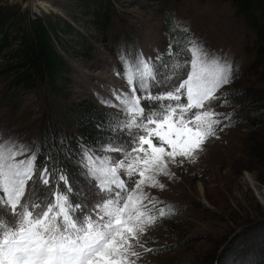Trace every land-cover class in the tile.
<instances>
[{
  "label": "rangeland",
  "instance_id": "1",
  "mask_svg": "<svg viewBox=\"0 0 264 264\" xmlns=\"http://www.w3.org/2000/svg\"><path fill=\"white\" fill-rule=\"evenodd\" d=\"M144 1L111 0L114 32L110 27L104 33L90 13L104 11L106 0H0V12L15 27L27 29L31 19L48 15L60 21L59 34L65 36L64 23L80 34L70 37L76 50H59L70 69L60 89L64 95L40 83L33 89L21 86L18 72L7 69L17 60H0V134L32 151L65 142L80 167L81 145L98 153L104 145H87L76 122L88 110L118 111L101 100L116 103L112 91L128 90L116 75L120 52H143L147 58L167 48L163 15L148 12L139 3ZM165 8L207 49L232 63L234 78L212 101L222 114L218 138L207 141L195 163L170 165L175 177H160L164 190L147 189L164 202L158 207L171 205L175 212L141 237L145 248L155 251L142 250L137 264H264V39L230 3L180 0ZM42 160L39 156L37 164Z\"/></svg>",
  "mask_w": 264,
  "mask_h": 264
},
{
  "label": "snow or ice",
  "instance_id": "2",
  "mask_svg": "<svg viewBox=\"0 0 264 264\" xmlns=\"http://www.w3.org/2000/svg\"><path fill=\"white\" fill-rule=\"evenodd\" d=\"M119 60L128 90L112 91L116 103L101 100L118 109L113 135L98 153L81 145L82 181L70 183L56 146L32 151L0 134V264H137L142 250L155 251L141 237L175 210L158 207L164 202L147 189L164 190L160 177H175L170 165L195 163L218 138L222 114L212 101L233 66L175 17L164 52L121 51Z\"/></svg>",
  "mask_w": 264,
  "mask_h": 264
},
{
  "label": "trees",
  "instance_id": "3",
  "mask_svg": "<svg viewBox=\"0 0 264 264\" xmlns=\"http://www.w3.org/2000/svg\"><path fill=\"white\" fill-rule=\"evenodd\" d=\"M147 1L149 4H147ZM147 1H144V4L142 2L139 3L148 12L161 13L163 15V24L169 38V22L175 16L165 7L171 1L180 0ZM215 1L230 3L235 8L236 13L248 22L249 26L253 28L261 39H264V0ZM151 3L159 6L158 9L161 10L152 9L154 7H151L153 6ZM110 6L113 7L111 0H106L104 11L90 13L96 17L94 21L96 28L99 31H104V33H107L110 27L112 28V33L114 32ZM87 8H89V5ZM12 22L0 12V60H5L6 57L12 61L17 60L16 64H11L7 67L8 72H18L16 81L21 82L20 84L23 87L33 89L40 83L45 87L49 86L58 95H64V91L60 89L66 83L70 69L59 50H76L75 43L71 41L70 37L76 39L79 38L80 34L67 23H64L66 26L65 36L59 34L61 33L60 21H55L48 15L38 19H31L27 29L15 27V23ZM13 29L18 35H10L13 33ZM15 47L18 48L15 49ZM110 114H112L110 111L93 113L92 110H88L85 113L82 112L76 122V128L87 145L91 147L104 145L113 135L108 130L111 120ZM53 146H56L54 151L60 153L62 162L66 165L65 170L70 174V178L72 176L78 178L77 176L81 173L82 168L73 164L74 159L77 158L74 151L71 150L67 143L55 141L54 144H49L45 150Z\"/></svg>",
  "mask_w": 264,
  "mask_h": 264
}]
</instances>
